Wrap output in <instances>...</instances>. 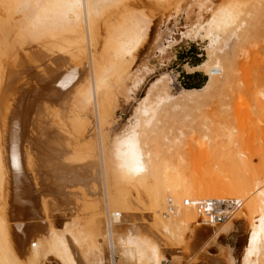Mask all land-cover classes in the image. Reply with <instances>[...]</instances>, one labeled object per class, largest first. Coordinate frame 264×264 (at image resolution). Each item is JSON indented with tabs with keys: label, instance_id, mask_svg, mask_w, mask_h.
<instances>
[{
	"label": "bare ground",
	"instance_id": "6f19581e",
	"mask_svg": "<svg viewBox=\"0 0 264 264\" xmlns=\"http://www.w3.org/2000/svg\"><path fill=\"white\" fill-rule=\"evenodd\" d=\"M124 1L0 0V12L3 13L6 10L9 14L11 13L10 15L7 13L8 22H0V264H191L192 261H196L194 263L206 261L209 264L211 259L208 260L207 254H210L209 250L213 244L223 237L230 238L231 236L235 243L234 238L237 239V236L233 231L239 232L242 228L246 234L244 243L240 239V255L236 254L240 259L238 260L233 254L232 261L228 263L264 264V179L261 180L253 172L254 157L248 154L243 157L246 161L243 178L235 180L218 177L212 181V184H209L210 187L206 190L205 196L192 198L193 206L190 208L193 207L194 212L202 219L203 228L209 237L198 251L189 245L179 248L170 245L167 239L174 238L172 230L174 218L170 219L169 215H163L165 212L163 206L160 211H155L154 216L151 215L152 228L145 226L149 229L148 231L146 229L145 232L142 231L136 224L135 228H131L132 225L131 227L127 226L128 228L126 227L119 233L116 232L119 229H114L109 202L110 193L108 194L110 191L108 190V168L106 167V159L110 154H105L104 141L106 140L104 138L110 135L119 96L118 88L115 90L110 82L109 72L112 71L111 68L116 65L119 59L139 55L152 41L153 44L157 42L160 27L179 13L181 7L179 8L178 5L182 2L179 0L180 4L178 3L176 8L168 9L166 13L162 12L161 19L156 23L145 9V6L149 4L148 1L134 2L135 4L131 5H124ZM165 1L167 0H160L162 3ZM122 3L124 7H118ZM263 3L264 0H231L224 5H219L214 13L206 19L208 15L206 16L203 10L210 8L209 4L213 6V0H196L198 12L195 22L191 23L190 8L187 10L185 7L187 11L185 10L184 15H187V22L181 28L175 24L176 27L169 34L168 41L163 43L159 49L160 55L164 57L160 58L159 62L166 63L171 58V50L185 38L192 39L203 33L210 38L211 46L215 47L220 44L221 35L229 31L231 24L241 15L244 16L246 10H250H245L243 7L254 6L255 8V11L251 9L252 11L245 13L246 21L249 16L250 20H257L258 14V18L261 20L262 16L259 12L263 13ZM158 4L155 3V6L157 7ZM189 4L191 5V3ZM260 6L263 7H261L262 10ZM146 7H150V5ZM111 9L113 11H110ZM195 12L193 11V13ZM2 25L8 26L7 34ZM246 26H249V22ZM250 29L248 27V30ZM245 32L244 34L247 33ZM21 46L27 48L32 46L35 49L30 52L35 58L34 70L37 72L35 83H32L35 91L28 92L27 90V94L26 91L25 94L22 93L26 96V101L35 99L33 100L35 103L32 101L35 108L32 105H30L32 107L28 106L25 98H21L23 95L20 94L21 88L18 87L21 81L18 86L13 84L14 87H17V91L19 90L18 94L20 95L16 94L13 89L15 92V98H13L15 101L18 98L20 100L18 103H12H16V106L10 107V101H7L6 98V95L7 97L10 95L7 94L9 88L13 87L12 84L7 85L13 79L8 73L13 74V70L12 72L7 71L9 67L5 57L12 50ZM99 53L100 55H98ZM11 55L13 56V54ZM23 56L25 55L23 54ZM25 58L27 57L25 56ZM23 60L25 59L23 58ZM134 70L135 68H132L129 74H132ZM152 71L151 65L143 64L141 70L135 71L130 79V84L128 83V86L122 91L125 93L123 96L130 98L134 90L145 82V78L154 72ZM29 80L31 79L29 78ZM27 84L29 83L24 85L27 86ZM157 84H159L158 81L153 83L152 88ZM25 86L23 90H26ZM32 87H28L29 91ZM151 90L140 102L135 112L136 123L129 127L128 134L113 141L109 163L114 166L122 184H126V186L131 184L134 187L141 182L145 184V179L148 176L145 164H151V177L160 178L165 175L164 177L170 183L173 182L175 186L177 184L174 189L176 191L181 187L183 181L181 169L174 166L171 158V162H169L170 159L165 157L163 159L159 153L151 154L143 146L145 140L143 143L141 141L143 129L151 126L154 122L156 123L155 117L160 113L161 103L167 100L166 96L159 98V101L152 102ZM33 93H35V97L27 99V96H32ZM11 95L13 96L12 93ZM14 99H10L11 102ZM21 100H24L25 103ZM31 108H34V114ZM34 115L35 120L32 118ZM33 124L35 125V141L31 138L33 136L31 134L34 132L29 135L28 141V132L26 135L24 130L26 131V128ZM30 129L27 130L32 131ZM23 133L28 137L27 139L24 135L25 139L23 140ZM31 139L35 142V144L31 143L33 146L35 145L34 149H36V152L32 154L38 152L50 156L51 160L50 158L48 160L54 166L57 175L68 173L67 168H60L63 165L72 166L83 162L87 163L88 166L85 167H90L89 170L94 172V179L91 175L92 172H90L91 174L87 173L88 176H91L87 177L86 175L85 180L87 179V181L84 180V183L91 182L93 184L92 181H99L102 184L100 194L102 193L104 197L102 210L104 211L106 233L103 234L98 229L101 228L97 226L100 224L98 221L101 217L97 220L95 216L99 214L95 215L90 211L88 214L82 215L77 212V207L75 209L72 206L71 210L69 207L72 214L68 213L70 214L69 217L67 216L70 218L68 221L65 219L62 221L61 217L60 220H55L56 217L53 214L57 206L54 204L53 206L56 208L53 210L52 203L49 205L50 201H47L48 198L43 195L38 197L37 193L40 190L33 191V193L32 190L30 191L29 186L33 185L27 169L23 167L22 160L25 158L22 157V154L25 153H23L22 144L28 141L29 145ZM107 141L105 143H108ZM93 149L94 151H92ZM27 154L28 158L30 153ZM106 155L108 156L105 157ZM35 156L37 158V154ZM28 161L30 162V160ZM242 168L244 167L242 166ZM42 170H37L39 171L38 175ZM47 171L45 172L48 174ZM32 172L33 176L35 172L33 174ZM211 172L213 173V171ZM50 173L52 174V171ZM51 174L50 176H52ZM219 174L221 173H218L217 176ZM56 188L57 191L63 189L60 184ZM182 188L183 192L176 196L179 205L187 201L188 197L187 190ZM180 190L182 191V189ZM203 190L205 192V189ZM52 192L54 193V190ZM224 195L228 197H223ZM53 196L55 195L53 194ZM56 197L58 196L56 195ZM139 202L136 208H145ZM95 203L97 201L92 204L96 205ZM134 203L136 205V202ZM222 203H227V208H232V215L222 224L210 223L211 212L217 210L218 204ZM244 203L246 204L244 205ZM90 206L91 210L97 207V205ZM89 207L85 208L88 210ZM100 209L101 207L97 211ZM127 211L130 212V210ZM62 214L63 217L67 215H64V212ZM175 218L178 220L177 216ZM180 225L183 227L182 232L191 231L190 221ZM101 237L103 241L97 246L95 239Z\"/></svg>",
	"mask_w": 264,
	"mask_h": 264
},
{
	"label": "rangeland",
	"instance_id": "374dc122",
	"mask_svg": "<svg viewBox=\"0 0 264 264\" xmlns=\"http://www.w3.org/2000/svg\"><path fill=\"white\" fill-rule=\"evenodd\" d=\"M140 1L143 0H129V2L128 0H125L123 3L124 5H131ZM146 1L149 2L146 6L150 5V7L145 6V9L153 20L155 19L154 21H156V23L161 19L163 15L162 12L166 13L168 9L176 8L180 1H182V6H180L181 4L179 3L180 5L178 6L179 8L181 7L179 13L174 15L172 19H166L168 21L165 22V26L163 25L161 26L162 28L160 27L159 39L157 42H154L153 44L152 41L149 46L147 45L145 50L143 49L139 53V55H131L119 59L120 61H117L118 64L116 63V65L111 68L112 71L109 72L111 77L110 82L115 90L118 88L117 94L119 96L118 107L111 126V136H107L110 140L109 138H104V140H109L111 142L107 141L108 143H105L106 141H104V149L105 154H110L105 157L108 156L106 159V167L108 168L107 175L109 176H107L109 181L108 190H110L108 194L110 193L109 202L111 206L113 227L114 229H121L120 231L115 229L118 233L124 231L127 226L131 227V225L133 226L131 228H135L137 225L142 231H148L149 229L147 228H152L151 226L153 223L151 215L154 216L155 211H160V208L163 206L165 209V212H162L163 215H169L170 219L174 218V224L172 225L174 238H172V240L167 239L170 245L176 248L189 245V247L193 246L196 251H198L209 237L203 228L202 219L197 216L198 214L194 212L193 207L190 208L193 206L192 198L194 199L196 197L205 196L206 190L210 187L209 184H212V181L218 177L235 180L243 178V170L246 166V161L243 157L247 154L254 157V167H252V169L253 172H255V175L261 180L264 179V9L262 10L263 7L260 6V8L262 7L261 10L263 13L261 11L259 13L263 20L258 18L259 14L257 20H250V16H247V21L249 22L248 27L251 28L250 30H248V27L246 26L248 25V22L244 17L246 12L249 13L252 11L251 9H254L253 11H255L254 6L243 7L245 10H250H244V16L241 15L238 20L231 24L229 29L230 32L228 31V34L221 35L222 40H220V44L212 47L210 38L206 37L204 33L192 39L185 38L171 50V58H169L166 63H162L159 62L160 58H164L163 55H160L159 53L160 47L163 43L168 41L169 34L174 30L173 28H175L177 24L179 26L178 28L185 26L187 15H184V12L186 9L188 10L190 8L191 13L189 14L192 18L191 23L195 22L198 6L196 0H167L163 3L160 2V0ZM228 1L230 2L231 0H213V6H211L212 4H209L208 7L210 8H205L203 10L204 14H206V16L208 15L206 19L214 13V10H216L219 5H224ZM123 3L119 4L118 7H124ZM155 3H159L157 6L158 8L155 6ZM189 3H191V5ZM189 5L190 7H188ZM118 7L117 9H120ZM164 8H167V10ZM113 9L110 11H113ZM193 11H196V14L193 13ZM1 13L2 12H0V22H8V18H6L8 12L4 10V12ZM2 28L7 34L6 29H8V26L2 25ZM244 32L246 34H244ZM148 49L149 51H147ZM33 50L35 49L32 46H28V48L21 46L12 50L5 57L9 67V70L7 71L12 72L13 70V74L8 73L13 79L7 84H12L13 87L9 88L7 94L11 95L12 93L13 96L11 95V98L10 95L8 97L6 95L7 101H10L9 106L11 105L10 107L12 108L16 106L18 101H20L18 98L20 96L18 94L19 90L17 91V87H14L13 84L18 86L21 81V84H19L20 86H18L21 88L20 94H25V91L27 94V90L28 92L34 90L32 83H35L37 72L34 70L35 58L32 53H30L33 52ZM11 54H13V56ZM23 54L27 58H25ZM98 55H100V53ZM20 57L28 60L22 61L23 58ZM145 63L151 65L154 72L152 71L153 73L145 78V82L134 90L130 98L124 97L125 95L123 96V94L125 93L122 91L128 86L135 71L141 70V66ZM132 68H135V70L132 74H129ZM26 76L29 77L27 78ZM31 76L34 77L32 78ZM29 78L32 81L29 80ZM157 81L159 84L152 88L153 83ZM23 83H31V91L28 89V87L31 88L29 84L25 86ZM24 86L26 90H23ZM193 86H201V88L187 89ZM13 89L16 94L19 95L17 97L18 99L16 98L17 101L14 99L15 92ZM150 90L152 91V102L159 101V98L166 96L167 100L162 102L164 104L161 103L162 107L160 108V113L158 112L159 114L155 117L157 124L154 122L151 126H147L143 129L141 141L143 143L145 140L143 146L151 154L159 153L163 159L171 158L174 166L181 169L183 181L181 182V187L176 191L174 189H176L177 184L175 186L173 182L170 183L164 177L165 175L160 176V178L151 177V164H145L148 175L145 179V184L141 182L142 186L139 183L138 186L134 187L131 184H127V186L126 184H122L123 182L118 179L114 166H111L109 163L113 141H117L124 135L128 134L129 127L136 123L135 112L139 107L140 102L146 97ZM24 94H22L23 96L21 98H25L24 100L26 101V96H24ZM32 97H35V93H33L32 96H27V99ZM10 99H14V101L11 102ZM24 100H21V102H24ZM28 101H26L29 104L27 105H32L35 108L31 99ZM13 102L16 103L12 104ZM33 103H35V101H33ZM34 108H31V111L33 109V114L35 111ZM148 116L150 117V115H147V117ZM32 118L35 120V115L32 116ZM31 126L32 125H30L29 128H26V131L24 130L25 134L28 132L27 134L29 138L26 136L27 134L25 135L23 133V140L28 138L29 141V135L35 130V125L33 124V126ZM146 130L148 131V134ZM31 135H33L31 138L35 141V132ZM32 139L29 145L27 143L28 141H25L26 143L23 142L24 144H22L24 149L22 150L24 151L23 153H25L22 154V157L25 158L22 160L24 164L23 167L27 169L28 175L30 176L29 179L33 185L29 186L30 191L32 190L31 192L33 193V191L38 192L40 190L37 193V196L39 195L38 197L43 195V197L48 198L47 201H50L49 205L52 203L53 210L56 208L55 206H57L55 213L53 214L56 217L55 220H60L61 217L62 221L64 219L65 221H68V219H70L67 218V216H70L68 213L72 214L70 211L71 208L77 207V212L82 215H86L90 211L95 213V215L99 214L98 216H95L97 220L101 217L98 221L100 224H97V226L101 228L98 229L103 234L106 233L105 221L103 219L104 211L102 210L104 206V197L102 193L100 194V192H102L100 191L102 190V184L99 181H92L93 184L91 182L84 183L86 175L87 177L92 175L93 178L94 173L92 170H89L90 167H85L88 166L87 163L83 162L72 166L63 165L60 168H67L68 173L57 175L58 173L54 170V166L49 162L51 160L50 156L41 153L39 154L38 152L34 153V155L32 154L33 152H36V149H34L35 145H32V143L35 144V142H33ZM92 151H94V149ZM28 152L31 155L29 154V157L27 158ZM36 154L37 158H35ZM30 157L32 158L30 159ZM48 158H50V160H48ZM171 159L170 161H166L171 162ZM28 160H30V162ZM27 166H29V168H27ZM242 166L244 168H242ZM44 167H46V170H44ZM35 169L36 171L42 170L43 172L40 171L41 173L38 175L39 171L36 172ZM64 169L61 170L66 172ZM50 170L52 171V174L50 173ZM45 171L49 173L47 174ZM211 171H213V173ZM31 172L32 174L35 172L33 176L31 175ZM90 172H92V174ZM215 172L216 174H214ZM87 173L91 175L88 176ZM218 173L221 174L217 176ZM50 174L52 176H50ZM59 176L60 179H58ZM85 181H87V179ZM59 184L63 188L60 189L61 191H57L56 188ZM182 187L187 190L188 197L187 201H184L179 205L176 196L180 192H183ZM202 188L205 189V192H203L204 190ZM90 189L93 191L91 192ZM180 189H182V191ZM52 190H54V193ZM53 194L55 196H53ZM56 195L58 197H56ZM223 197L228 196L224 195ZM96 201L97 203L95 204L97 207L91 210L90 205H92V207L96 206L92 204ZM134 202H136V205H134ZM138 202L145 206V208H142L144 211L141 208H136L138 207ZM54 204L55 206H53ZM245 204L246 203H244V205ZM58 205L62 207H59ZM64 206L65 208H63ZM85 207H89L90 210H87ZM99 207H101V209L97 211ZM127 210H130V212ZM63 212L64 215L67 214L64 217L62 216ZM176 216L178 220H176ZM187 221H190L192 224L189 226L191 231L189 232L188 230L182 232L183 227L180 224ZM145 226L147 228H145ZM242 229L239 232L235 230L233 231L237 236V239L234 238V240H236L235 243H233L234 241L231 236L230 238L223 237L219 239L216 244H213V247L209 250L210 254H207V257L209 256L208 260L209 258L212 260H210L209 264H231L228 262L232 261L233 254L238 260L240 259L236 254L240 255L241 252L240 239H242V242L244 243L246 232L244 230L242 231ZM229 235H231V233H229ZM102 241V237L100 239H95L97 246L100 245ZM194 262L192 261L191 264H207L206 261H201L200 263L198 261L197 263ZM236 264H241V262Z\"/></svg>",
	"mask_w": 264,
	"mask_h": 264
},
{
	"label": "built area",
	"instance_id": "2783aa9c",
	"mask_svg": "<svg viewBox=\"0 0 264 264\" xmlns=\"http://www.w3.org/2000/svg\"><path fill=\"white\" fill-rule=\"evenodd\" d=\"M226 204H218L217 210L211 212L210 223L214 222L215 224H222L232 215V208H227Z\"/></svg>",
	"mask_w": 264,
	"mask_h": 264
},
{
	"label": "trees",
	"instance_id": "16d2710c",
	"mask_svg": "<svg viewBox=\"0 0 264 264\" xmlns=\"http://www.w3.org/2000/svg\"><path fill=\"white\" fill-rule=\"evenodd\" d=\"M198 88H201V86H193V87H189L187 89H198Z\"/></svg>",
	"mask_w": 264,
	"mask_h": 264
}]
</instances>
